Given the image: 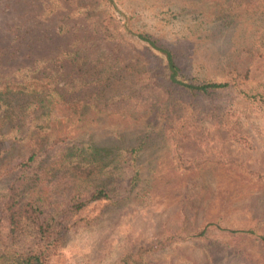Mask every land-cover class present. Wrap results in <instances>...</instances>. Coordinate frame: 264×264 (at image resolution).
I'll return each instance as SVG.
<instances>
[{"label": "rangeland", "instance_id": "rangeland-1", "mask_svg": "<svg viewBox=\"0 0 264 264\" xmlns=\"http://www.w3.org/2000/svg\"><path fill=\"white\" fill-rule=\"evenodd\" d=\"M114 1L0 0V77L56 71L84 108L55 136L107 147L112 161L79 181L82 194L109 182L112 199L75 216L48 262L121 264L145 248L144 264H264V0ZM138 31L173 49L190 80L234 88L202 94L169 82L164 56ZM0 148L1 175L26 148ZM4 220L0 207V234Z\"/></svg>", "mask_w": 264, "mask_h": 264}, {"label": "trees", "instance_id": "trees-1", "mask_svg": "<svg viewBox=\"0 0 264 264\" xmlns=\"http://www.w3.org/2000/svg\"><path fill=\"white\" fill-rule=\"evenodd\" d=\"M105 1L117 8L114 0ZM132 33L164 56V71L169 82L202 94L234 88L228 80H190L173 49L142 31ZM75 56L78 55L73 50H63V57L79 63ZM56 75V71L46 75L36 72L33 66H25L17 68L12 75L0 77V144H21L26 148L23 159L8 164L0 175V179H6L0 194L5 218V232L0 234V264H50L47 260L50 251L60 245L71 226L81 220L73 218L91 202L112 199L111 184H106L107 181L91 185L85 194L79 184V181L87 182L96 177L112 162L105 159L108 148L77 137L55 136L62 120L66 125L78 123L84 108L81 101L75 102V97H67L64 87L58 86V80L52 78ZM102 79L96 72L93 81L103 84ZM73 89L71 87L70 91ZM259 99L264 103V96ZM3 159L4 150L0 148V164ZM63 188L62 193L53 192ZM205 231L197 234L204 235ZM230 231L252 233L251 230ZM260 237L264 241V236ZM138 251L137 256L127 253L121 258V264H144L147 249Z\"/></svg>", "mask_w": 264, "mask_h": 264}]
</instances>
